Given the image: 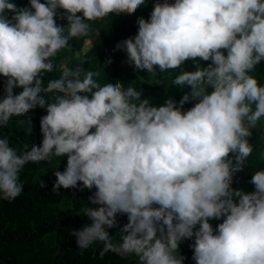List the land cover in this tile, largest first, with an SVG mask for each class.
<instances>
[{
  "label": "clouds",
  "instance_id": "clouds-1",
  "mask_svg": "<svg viewBox=\"0 0 264 264\" xmlns=\"http://www.w3.org/2000/svg\"><path fill=\"white\" fill-rule=\"evenodd\" d=\"M144 4L0 0V128L37 107L47 113L41 144L30 151L18 155L0 138V201L22 194L26 164L66 157L64 170L53 171V194L94 188L88 199L98 206L81 207L90 223L70 230L81 251L99 242L101 258L112 252L135 264H183L180 243L193 240L195 264H264V170L251 175L253 191L232 187L253 152L252 130L264 139V85L251 75L264 61V0H155L148 20L137 19L136 35L115 45L150 75L192 61L196 70L171 81L189 89L179 101L169 96L157 106L119 81L101 85L94 77L102 69L87 70L83 59L74 68L54 64L91 22ZM58 10L66 25L57 24ZM197 58L210 63L201 67ZM57 67L59 78L42 87ZM118 214L127 216L120 243L108 232ZM213 220L222 222L214 229Z\"/></svg>",
  "mask_w": 264,
  "mask_h": 264
},
{
  "label": "trees",
  "instance_id": "trees-1",
  "mask_svg": "<svg viewBox=\"0 0 264 264\" xmlns=\"http://www.w3.org/2000/svg\"><path fill=\"white\" fill-rule=\"evenodd\" d=\"M10 2H14L17 7L28 6V0ZM154 2L155 0H145V4L131 15H113L102 21L91 22V25L100 23L101 28L90 44L85 45V36L71 39L66 47L68 53H65L64 49L57 53L52 58L54 64L67 63L69 68H74L83 59L85 61L83 67L87 70L99 71V68H107L108 74L94 77L101 85L119 81L125 88L129 86L137 88L142 92V99L147 98L157 106L163 104L164 99L169 96L179 101L183 93L189 89L187 87L180 89L171 81L183 70H196L192 61H186L181 66L182 69L160 73L157 68V73L150 75L146 70H134V67L126 62L127 54L123 49L114 51L118 42L136 35L137 19L142 17L148 20ZM172 2L174 0H169V3ZM61 11H57V24L63 26L67 21L59 18ZM109 59L112 62L105 66V61ZM197 59L201 67H206L210 63ZM251 75L264 85V61L256 66ZM59 76L60 70L57 67L52 73L46 74L42 87H46L49 80ZM3 81L4 78L0 77V95ZM156 81L161 83L155 84ZM20 90L14 89V94H18ZM40 95L47 100L52 94L41 92ZM193 104L194 101L187 102L184 110ZM46 114V108L37 107L30 110L25 117H13L6 126L0 128V138L8 139L9 146L16 149L18 155L30 151L33 146L41 144L40 118ZM252 132L253 136L249 142L253 145V152L243 170L234 175L232 184L233 188L245 192L254 190L253 185L249 183L251 175L255 171L264 170L262 158L264 139H261V133L257 130L253 129ZM61 161H66V157L59 158V162ZM64 167L60 166L57 158L51 162L26 164L20 174V181L24 184L22 194L13 202L0 201V264H135V257L122 259L112 252L101 258L99 253L103 244L99 242L84 251L78 248L76 238L70 234V230H78L90 223L79 210L83 206H98L91 204L88 199L93 195L94 188L91 190L85 188L82 191L78 188H61L59 195L53 194L52 186L55 182L53 171H63ZM40 181L44 182V187H40ZM220 222L222 221H210L214 229ZM117 223L118 226L108 229V232L114 242L120 243L122 242L120 228L127 223V216L118 214ZM192 243L193 240L180 243L179 253L185 257L183 264H195L190 247Z\"/></svg>",
  "mask_w": 264,
  "mask_h": 264
},
{
  "label": "rangeland",
  "instance_id": "rangeland-1",
  "mask_svg": "<svg viewBox=\"0 0 264 264\" xmlns=\"http://www.w3.org/2000/svg\"><path fill=\"white\" fill-rule=\"evenodd\" d=\"M41 2H43V0H41ZM101 28V24L100 23H95L92 24L91 29L89 31V33L85 36L84 42L85 45H89L90 42L97 36L99 29ZM65 53H68V48L64 49ZM103 72H100V75L97 77H102L103 75L108 74V70L107 68H102ZM60 166L64 167V165L66 164V161H61L59 162Z\"/></svg>",
  "mask_w": 264,
  "mask_h": 264
}]
</instances>
